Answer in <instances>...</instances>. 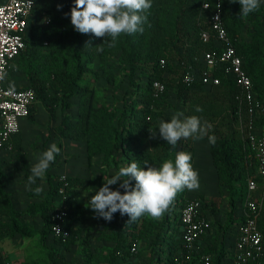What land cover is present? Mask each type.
<instances>
[{
    "label": "trees",
    "instance_id": "16d2710c",
    "mask_svg": "<svg viewBox=\"0 0 264 264\" xmlns=\"http://www.w3.org/2000/svg\"><path fill=\"white\" fill-rule=\"evenodd\" d=\"M2 1L0 0V3ZM60 1L63 2L62 9L58 10ZM217 1L151 0L152 7L143 13L147 16L143 32L121 34L114 46L109 47L107 42H103L104 39L110 42V37L97 38L91 33L80 34L74 30L70 17L64 15L70 13L74 0H39L34 6L24 35L26 49L11 63L10 70L13 69L26 77L25 87L19 89H33L37 95V103L31 108L26 120L31 125H37L38 105L49 115L50 122L56 121L60 116L61 123L55 128V135L60 139L84 143L90 169L93 167L94 158H102V167H108L115 172L132 162H136L140 167H145L147 162L148 166L158 168L166 160L174 161L178 151L190 153L194 167L196 140L191 137L182 138L173 149L159 138L158 133L156 139H149V129L158 130L161 120L169 121L178 112L183 113L182 119L195 115L202 123H210L212 127L208 135H214L216 143L213 146L207 137L204 140L207 141L216 170L219 193L224 194L226 188L230 195L227 224L232 229L230 235L234 240L232 232L235 226L244 220L243 214L240 220L236 213L237 204L244 209L247 196L246 180L249 175H255L258 171V161L242 130L243 121L248 131L250 110L247 105H241L238 101L239 88L224 65L216 67L210 74L211 78L220 79L219 85L206 84L202 80L187 84L183 80L188 66L199 71L205 69L204 53L216 48L213 41L209 44L202 41L201 32L212 33L211 17L216 10ZM221 1L225 28L243 59L244 69L251 77L258 103L264 105V3L247 17H242L239 15L238 0L234 3L230 0ZM205 2L210 4L209 9L203 8ZM49 19L51 24L47 25ZM248 28L251 29L250 41L246 44L243 32ZM98 48H103V51ZM118 56L119 62L129 72L128 92L129 98L133 99L129 106L122 110H114L107 102H100L101 97L97 89L91 86L92 82L100 81H105L109 86L116 85L115 67ZM162 61H165L164 65ZM88 75L93 76L91 83L85 81ZM156 81L165 85L164 93L157 94L153 85ZM173 86L178 89L177 106L171 98ZM74 101L77 103L74 104ZM197 106L203 111L197 112ZM74 109L75 116L72 114ZM256 125H264V113H259ZM57 146L61 149L60 154L46 172L48 191L45 195L28 192V196L36 201L28 207L26 213L41 218L43 226L40 230L22 220L25 211L15 208L9 191L8 170L0 164L1 241H4L7 234L23 239L40 236L43 244L52 238L58 248L56 253H50L51 264H61L60 251H70L82 236L83 229L78 224L84 214L75 204L78 189L92 188L97 183L92 178L81 177H67L66 187L61 182V177L54 182L49 175L61 157L63 144L58 142ZM9 147H12L11 151L22 163V169L27 171L28 153L23 145L22 128L8 143L0 147V152L8 150ZM130 183L135 185L134 180ZM39 185L40 180H37L33 188ZM116 185L119 188V182ZM62 187L65 188L66 194L65 229L70 234L66 241L52 233L53 217L62 199ZM119 190L124 191L122 188ZM186 191L187 189L181 191L182 195ZM196 199L201 202L202 215L212 220L220 214L216 198L208 199L201 195ZM187 203L179 210L175 238L169 240L171 264H200V257L205 254L214 257L213 264H227L224 262L229 256V248L217 251L214 238L209 239L210 244L205 250L199 246L212 229L207 236L199 240L198 250L192 253V258L183 249L184 228L181 211ZM172 206L171 203L167 213L173 212ZM113 219L120 221L121 225L118 227L104 224L103 227L118 232L117 245H123L124 250H136L138 242L147 236V230L143 228L145 215L129 224H126L129 217L121 216L119 212L113 215ZM168 224L166 216L162 229L156 235L157 247L166 239L164 230ZM259 229L264 235V206L259 218ZM105 239L111 240L113 237L109 234ZM1 244L0 264H8ZM260 264H264V258Z\"/></svg>",
    "mask_w": 264,
    "mask_h": 264
},
{
    "label": "rangeland",
    "instance_id": "374dc122",
    "mask_svg": "<svg viewBox=\"0 0 264 264\" xmlns=\"http://www.w3.org/2000/svg\"><path fill=\"white\" fill-rule=\"evenodd\" d=\"M264 3V0H261ZM62 5L63 2H58ZM250 28L244 30V41L246 44L250 41ZM116 72H117V83L115 86H109L105 81H100L98 83L92 82L93 76L88 75L85 81L91 83V86L96 88L99 96L101 97L100 102H107L112 109H126L129 106L131 100L129 98V72L127 68L119 62V56L117 57ZM97 67V66H96ZM15 73L13 69L10 70L9 75ZM15 76L17 74L15 73ZM177 86L172 87L171 98L174 105H178L177 100ZM77 102L74 101V104ZM76 109V108H75ZM73 110V115L75 116V111ZM37 128L39 135L34 138L28 133L27 145L29 149V154L31 160L29 161V175H31L30 169L33 165L38 162L39 156L42 152L46 151L52 143L57 145L58 141H55L54 137V125L55 121L50 122V118L45 117L42 113L37 116ZM207 141L204 139L197 141V149L201 150L204 148V144ZM62 152L66 153L64 156L69 158L67 161L66 171L62 175H55L57 170H53L50 173L51 179L56 182L61 176H71L78 168H85L88 163V158L86 159L85 153L81 154V149L76 146L71 147L70 143L63 144ZM207 154L200 159L199 164L196 167L199 177V188L196 190H187L184 195L182 192H178L172 201V213L163 214L159 219H153L147 214H145V226L143 227L147 230V236L145 239L138 242L137 249L132 251L124 250V246L117 245L118 232L111 231L110 229H105L104 224H111L113 226H120L121 222L117 219H112L111 221H105L103 218H95V213L89 208L90 198L95 192L103 185L104 182L114 175L116 172L108 167H102V158L98 159V162L94 164V171L90 172V178L94 179L97 183L92 188L78 189L75 195V204L78 210L84 214L81 222L78 224L83 229L81 238L77 241L75 245L71 247L70 251L61 250L59 257L61 258V264H171V257L169 251V240L175 238L176 229L178 226V216L180 208L187 203L192 198H198L202 194L206 195V198H216L220 206V214L217 217H213V228L209 233V238H214L217 243V251H222L226 247H232L234 240L232 239L230 232L232 229L228 225V211H229V198L230 195L227 189L224 188V194L219 193L218 179L214 166L211 163V153L206 151ZM81 154V155H80ZM74 160H77L75 163ZM74 161V162H73ZM0 163L9 167L10 180H11V196L15 208L25 211V215L22 220L25 223L33 225L37 230H40L43 226V221L40 217H33L29 213H26L28 207L36 201V199H31L28 196L30 190L26 189L28 183V176L24 175L21 166V162L16 159L13 153H9L4 159H1ZM65 165V166H66ZM86 174V173H85ZM46 174L40 183L43 187L42 195H45L49 189L47 184ZM34 185L31 187L33 188ZM112 190L119 189L117 185H111ZM121 191V190H120ZM123 193V191H121ZM184 196V197H182ZM238 217L241 220L243 209L237 204ZM173 214V215H171ZM167 216L168 227L164 230L166 239L165 241L157 247L156 235L162 229L163 219ZM7 219V218H6ZM234 228V227H233ZM143 229V230H144ZM113 237L111 240L105 239L106 236ZM118 246V247H117ZM3 252L7 258L8 264H51L50 253H56L58 247L55 246L53 239L51 238L45 244L40 240V236L33 239H23L20 237H11L9 234L4 238L1 244ZM215 250V249H214ZM125 258V259H124Z\"/></svg>",
    "mask_w": 264,
    "mask_h": 264
},
{
    "label": "built area",
    "instance_id": "2783aa9c",
    "mask_svg": "<svg viewBox=\"0 0 264 264\" xmlns=\"http://www.w3.org/2000/svg\"><path fill=\"white\" fill-rule=\"evenodd\" d=\"M39 0H3L0 3V71L8 74L11 63L26 49L24 35L29 26L34 6ZM210 4L205 2L204 9H209ZM47 25L51 24L49 19ZM212 33L201 32V39L205 44L212 41L215 50L204 53L206 68L199 71L188 66L184 75L187 84L198 80L203 83L219 85L220 79L211 78L210 74L216 67L226 66L233 76L241 105H247L251 118L248 131L242 121V130L248 146L252 149L258 161V171L249 175L246 180V200L244 203V220L239 222L232 232L234 244L229 248V256L225 258L227 264H260L264 258V235L259 229V218L264 206V125L257 126L256 120L259 113H264V105L258 103L253 89V82L248 72L244 69L242 57L232 43L223 22L222 1L218 0L216 10L211 17ZM165 64V61H162ZM7 77V75H6ZM157 94L165 91V85L159 81L154 82ZM37 103V95L33 89H14L10 92L6 78L0 81V147L8 143L21 131V122L29 117L31 108ZM9 147L8 150H11ZM260 179V182H259ZM61 182L67 186V177L62 176ZM60 189L62 199L54 214L52 233L66 241L69 232L65 229L67 209L64 205L66 199L65 188ZM201 202L193 198L188 201L181 211V222L184 228L183 249L190 254L198 250V242L212 229V220L200 213ZM0 238V244H1ZM200 264H213L214 257L205 254L200 257Z\"/></svg>",
    "mask_w": 264,
    "mask_h": 264
},
{
    "label": "clouds",
    "instance_id": "9594fccd",
    "mask_svg": "<svg viewBox=\"0 0 264 264\" xmlns=\"http://www.w3.org/2000/svg\"><path fill=\"white\" fill-rule=\"evenodd\" d=\"M234 3L237 0H230ZM240 4L239 15L247 17L256 11L261 0H238ZM152 7L151 0H74L70 13H64L70 17L71 25L80 34L91 33L97 38L110 37L109 47L114 46L121 34L142 33L143 25L147 16L143 15ZM58 10L62 5H57ZM90 46V42L88 44ZM103 51V48H98ZM7 73L0 71V81L5 80ZM15 89L14 82L9 83V91ZM197 112L203 111L197 106ZM183 113L174 114L169 121L161 120L158 130L149 129V139L159 138L167 142L174 149L182 138L189 137L194 140H201L207 137L211 145H215L216 137L208 135L212 125L207 121L201 122L198 116L185 118ZM61 149L52 143L49 148L42 152L38 162L30 169L28 176L27 190L36 195L43 192L42 185L32 188L37 180H43L50 165L60 154ZM190 153L178 151L175 153L174 161L169 159L158 168L150 167L145 162V167H140L136 162L121 167L118 172L112 175L107 182L91 196L89 208L95 213V218H103L111 221L117 212L121 216L129 217L126 224L133 223L140 217L147 214L153 219H159L168 210L178 192L185 189L196 190L199 188L198 172L193 168ZM131 180L135 181L132 186ZM119 182V189L112 190L111 185Z\"/></svg>",
    "mask_w": 264,
    "mask_h": 264
},
{
    "label": "crops",
    "instance_id": "0c3cea01",
    "mask_svg": "<svg viewBox=\"0 0 264 264\" xmlns=\"http://www.w3.org/2000/svg\"><path fill=\"white\" fill-rule=\"evenodd\" d=\"M15 73L17 74V76H15ZM15 73H11L10 75H9V73H8V75H7V77H6V84H7V86L9 87V83L10 82H14V84H15V89H19V88H23V87H25V85H26V77L24 76V75H22V74H20V73H18V72H15ZM38 108H39V113H38V116H40V114H44L45 115V117H47V113H46V111L42 108V106L41 105H38ZM48 117H49V115H48ZM55 123H56V125H54L53 127H54V129H53V132H54V137H56V139H55V141H58V142H61L62 144H64V148H65V144L66 143H70L71 144V147H77V148H80L81 149V154L82 153H85V157H86V159L88 158L87 157V152H86V146H85V144L84 143H81V142H76V141H69V140H66V139H60V138H58L56 135H55V128L57 127V126H59L60 125V123H61V118H60V116H58V118H57V120L55 121ZM21 128H22V134H23V145H24V147H25V149H26V151H27V153H28V166H29V161L31 160V156H30V154H29V149H28V145H27V139L28 138H30V136H33L34 138H36V137H38V135H39V132H38V130H37V128H40V124H39V126L38 125H31L30 124V122L28 121V120H22V122H21ZM28 133L30 134V136H28L27 137V135H28ZM197 141L198 140H196V142H195V160H194V169L196 170V167H197V165L199 164V161H200V159L201 158H203V156H204V154L206 155L207 154V152L206 151H209V148H208V144L206 143V144H204V148L203 149H201V150H198L197 149ZM58 142H57V144H58ZM63 150V149H62ZM13 153L11 150H5V151H1L0 152V161H1V159H4V157H6L9 153ZM14 154V153H13ZM66 153H64V152H61V157H60V159L58 160V162H57V164H56V166H55V170H57V172L55 173V175H62V173H64V172H69V171H66V168H68L69 169V167L66 165L67 164V161H69V158H66L64 155H65ZM80 154V155H81ZM15 155V154H14ZM16 156V155H15ZM17 159V158H16ZM98 159H100V158H94L93 159V166H94V164L96 163V162H98ZM75 161V163H77V160H74ZM73 161V162H74ZM102 163H103V161H102ZM102 163H101V165H102ZM211 163H212V158H211ZM0 164H3V163H0ZM4 165V164H3ZM66 165V166H65ZM213 165V164H212ZM5 166V168L8 170L9 169V167L8 166H6V165H4ZM21 166H22V164H21ZM53 169V170H54ZM94 169V167H92L91 169L88 167V163L86 164V167L85 168H78L77 169V171L75 172L76 173V175L74 174V172H70V173H73L71 176H68V177H81V178H90L89 176L87 177V176H85V175H89V173L90 172H92V171H94L93 170ZM22 171H23V173H24V175H29L30 173H29V170L27 169V171H24L23 169H21ZM86 173V174H85ZM62 177V176H61ZM8 179L10 180L11 178H10V173H9V170H8ZM12 184H11V180H10V186H11ZM9 191L11 192V190H10V187H9ZM30 192V191H29ZM202 195H204V194H202ZM206 196V195H205ZM209 236L205 239V240H202V242H201V244L199 245L200 246V248L201 249H203V250H205V248H206V246H208L209 244H210V242H209ZM201 245H202V247H201ZM228 248H230V247H228ZM191 263H193V262H191ZM225 263V262H224Z\"/></svg>",
    "mask_w": 264,
    "mask_h": 264
}]
</instances>
